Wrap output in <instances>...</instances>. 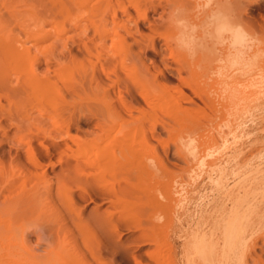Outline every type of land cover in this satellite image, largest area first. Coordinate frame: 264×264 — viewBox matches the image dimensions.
Segmentation results:
<instances>
[{
	"label": "rangeland",
	"instance_id": "rangeland-1",
	"mask_svg": "<svg viewBox=\"0 0 264 264\" xmlns=\"http://www.w3.org/2000/svg\"><path fill=\"white\" fill-rule=\"evenodd\" d=\"M254 1L233 0V4L238 14L249 8L243 18H237L238 22L246 23L264 41V0L252 3ZM197 2L204 4L205 0ZM1 5L2 2L0 7L3 8ZM158 15L151 11L149 21ZM205 18L203 16L198 24ZM75 22L68 34L70 46L77 49L76 44L80 45L87 35L82 28L74 26ZM169 34L164 32L162 36ZM162 36H156L157 47L163 41ZM49 46L44 51L54 45ZM62 46L57 45L58 49ZM76 52L86 61L83 52ZM142 54L149 71L121 80L118 92L101 104L93 99L73 103V146L77 142L83 150H95L92 154L97 149L110 147L115 153L103 166L104 176L108 171L103 186L105 189L113 187L112 196L97 194L95 197L96 193L92 192L93 201L88 195L90 184L80 181L73 190L78 206L79 203L83 206L86 222L83 235H77V226H74L78 238L73 233L74 239L79 242L73 239V250L66 248L59 255L48 258L40 246L33 258L20 257L9 264H203L204 239L211 241L221 237V216L231 208L238 211L232 231H243L240 238L243 237L245 244L247 241L249 245L254 241L264 244V60L256 71L245 75L234 70L232 79L223 82L209 75L213 64L204 59L192 62L193 58L186 62L182 54L184 59L178 57V61H174L181 66V79L168 75L171 79L169 91L153 94L160 87H153L152 74H158L163 83L159 70L165 66L154 50L147 49ZM41 58L44 61L41 59L38 63V71L44 73L48 67L47 58L44 57L46 61ZM50 62L53 69L56 63ZM74 64L73 84L82 77ZM110 82L114 83L112 79ZM131 91L138 93V98H132ZM151 91L153 96L148 95ZM6 129L13 135L14 127ZM4 132V128L0 129V137ZM115 136H119L118 139ZM58 140L64 142V139ZM42 141L46 146L49 138ZM36 144H39L36 140L31 142V155L41 152ZM10 145L8 142L1 145L2 158L7 159ZM59 169L60 166H49V176ZM80 193L85 194V201L78 197ZM117 199L122 203L123 212L116 211ZM97 204L107 220L112 221V215L120 219V222L114 219L115 224L107 221L109 234L103 262L97 257H84L82 253L85 246H96L98 242L86 218ZM110 232L113 238L115 233L120 236L118 253Z\"/></svg>",
	"mask_w": 264,
	"mask_h": 264
},
{
	"label": "bare ground",
	"instance_id": "bare-ground-1",
	"mask_svg": "<svg viewBox=\"0 0 264 264\" xmlns=\"http://www.w3.org/2000/svg\"><path fill=\"white\" fill-rule=\"evenodd\" d=\"M1 2L0 129L4 128L5 132L0 137V148L7 142L11 145L6 151L7 159L2 158L3 154L0 153V264H9L20 257L33 258L40 246L44 248V255L48 258L59 255L66 248L73 250L74 235L77 238V235L84 233L86 222L83 206L80 203L78 206L75 199L77 195L74 187L80 181L90 184L91 191L88 195L93 201L97 194L112 196L113 187H108V191L103 186L108 173L106 171L104 176L103 166L115 153L110 147L97 149L92 154L95 150H83L77 142L73 146V103L80 104L82 99H93L101 104L107 97L118 92L121 80L149 71L142 54L147 49L158 53L165 66L159 70L163 83L159 81L158 74H152V85H159L160 90L155 89L154 93L151 91L148 95L169 91V76L181 79V66L174 62L178 57L185 58V61L193 58L195 61L191 60L192 62L207 60L209 64H213L209 75L212 74L214 79L224 80L223 82L232 79L234 69L228 68L225 63L227 49L215 48L210 43H205L197 47L193 54H189L177 47V29L170 22L169 15L174 10L181 9L187 19L198 24L212 8L202 11L204 4L197 0H0ZM12 2L20 4L16 6ZM231 2L236 17L243 18V13L249 8L242 9V13L238 14L233 0ZM151 11L159 14L153 21H149ZM74 22V26L82 28L87 35L80 45L76 44L77 49L69 43L71 38L68 33ZM164 32L170 34L162 36ZM157 35L163 38L158 47ZM58 43L63 44V48L58 49ZM49 45L54 46L44 51ZM78 50L83 52L86 61L80 59L76 52ZM41 57L47 58L48 67L44 73L38 71ZM49 62H55L56 66L51 69ZM140 62L142 66L139 65ZM73 63L82 75L74 84ZM129 93L132 98H138V93ZM9 126L15 129L13 135L6 129ZM28 138L30 142L26 141ZM47 138L49 141L45 146L42 139ZM59 138L64 139V142H60ZM33 140L39 142L36 145L41 152L31 155L30 145ZM49 166H60V169L54 170L49 176ZM260 169L256 168L257 171ZM74 181H77L76 184ZM92 192L96 193L95 197L91 196ZM78 197L80 200L86 199L83 193L78 194ZM115 201V205L119 204L116 211L123 212L121 201ZM237 215L238 211L231 208L219 218L221 237L211 241L204 239L203 264H264V244H259L258 241L251 245L247 241L245 244L243 237L240 238L243 231H232ZM87 217L98 242L96 246H85L83 256L97 257L103 262L101 259L107 249L108 223L111 220H107L99 204L93 207ZM112 217L111 223L114 219L115 222H120L118 216ZM74 226H77V232ZM113 239L114 248L117 249L120 236L115 233ZM3 244L5 245L1 248ZM116 252L118 253V249Z\"/></svg>",
	"mask_w": 264,
	"mask_h": 264
},
{
	"label": "clouds",
	"instance_id": "clouds-1",
	"mask_svg": "<svg viewBox=\"0 0 264 264\" xmlns=\"http://www.w3.org/2000/svg\"><path fill=\"white\" fill-rule=\"evenodd\" d=\"M209 8L212 11L201 24L191 22L181 9L170 13L169 20L177 29V47L193 54L197 47L210 43L228 50L225 61L228 68L245 75L256 71L264 60V41L259 34L252 32L246 23L238 22L231 0H205L202 11Z\"/></svg>",
	"mask_w": 264,
	"mask_h": 264
}]
</instances>
